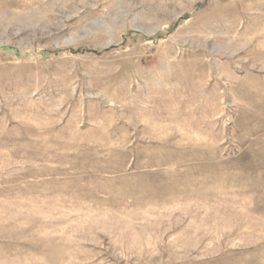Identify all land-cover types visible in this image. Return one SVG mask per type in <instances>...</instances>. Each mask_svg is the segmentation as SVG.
Here are the masks:
<instances>
[{"label": "rangeland", "instance_id": "rangeland-1", "mask_svg": "<svg viewBox=\"0 0 264 264\" xmlns=\"http://www.w3.org/2000/svg\"><path fill=\"white\" fill-rule=\"evenodd\" d=\"M0 264H264V0H0Z\"/></svg>", "mask_w": 264, "mask_h": 264}]
</instances>
